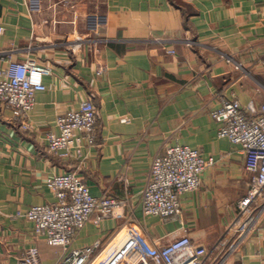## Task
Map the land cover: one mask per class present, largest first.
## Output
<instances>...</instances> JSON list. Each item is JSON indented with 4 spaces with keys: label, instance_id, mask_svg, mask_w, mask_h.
I'll use <instances>...</instances> for the list:
<instances>
[{
    "label": "crops",
    "instance_id": "0c3cea01",
    "mask_svg": "<svg viewBox=\"0 0 264 264\" xmlns=\"http://www.w3.org/2000/svg\"><path fill=\"white\" fill-rule=\"evenodd\" d=\"M0 28V73L28 59L51 72L30 130L0 104V264H17L31 248L41 264L96 243L105 254L123 226L159 244L188 234L214 247L252 175L240 148L219 138L211 113L227 100L264 104V0H0ZM88 99L97 108V146L81 161L49 153L45 136L56 132V118ZM172 145L214 163L202 187L182 197L176 221L143 218L139 196L151 165ZM68 172L94 197L125 205L98 225L94 217L65 251L18 214L54 203L49 182ZM224 264H264V217Z\"/></svg>",
    "mask_w": 264,
    "mask_h": 264
},
{
    "label": "built area",
    "instance_id": "2783aa9c",
    "mask_svg": "<svg viewBox=\"0 0 264 264\" xmlns=\"http://www.w3.org/2000/svg\"><path fill=\"white\" fill-rule=\"evenodd\" d=\"M2 33L0 28V35ZM262 66L264 69V60ZM50 73L49 68L32 59L10 63L0 73V104L13 112L25 131L30 130L29 114L35 107L37 94L47 90L46 78ZM211 117L218 125L219 138L240 148L246 170L252 175L247 196L238 204L236 218L214 247L198 246L188 234L159 244L123 226L119 243L113 250L97 254L99 244L96 243L93 247L72 251L58 264H215L216 260L224 264L264 217V104L255 109L238 100H227ZM97 123V108L89 99L83 101L78 110L58 116L54 122L56 132L45 136L49 153L61 159L81 161L86 151L97 146ZM213 163L212 158L206 159L197 149L168 146L165 154L153 161L147 184L140 193L143 218L176 221L181 214L182 197L202 187V176ZM49 186L55 202L30 207L18 217L34 225L35 236L65 251L94 217L98 225L106 218L119 216L125 205L124 200L91 195L76 172L53 177ZM17 264H41L38 248L27 250Z\"/></svg>",
    "mask_w": 264,
    "mask_h": 264
},
{
    "label": "rangeland",
    "instance_id": "374dc122",
    "mask_svg": "<svg viewBox=\"0 0 264 264\" xmlns=\"http://www.w3.org/2000/svg\"><path fill=\"white\" fill-rule=\"evenodd\" d=\"M112 257V256H111ZM111 257H109V259L111 258ZM116 264V263H115Z\"/></svg>",
    "mask_w": 264,
    "mask_h": 264
}]
</instances>
